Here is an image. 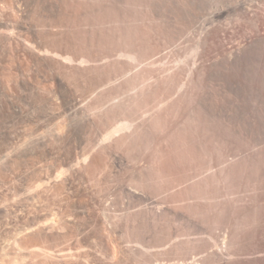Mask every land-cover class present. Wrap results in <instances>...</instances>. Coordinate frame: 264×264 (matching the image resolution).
Returning <instances> with one entry per match:
<instances>
[{
	"label": "rangeland",
	"instance_id": "obj_1",
	"mask_svg": "<svg viewBox=\"0 0 264 264\" xmlns=\"http://www.w3.org/2000/svg\"><path fill=\"white\" fill-rule=\"evenodd\" d=\"M0 264H264V0H0Z\"/></svg>",
	"mask_w": 264,
	"mask_h": 264
}]
</instances>
